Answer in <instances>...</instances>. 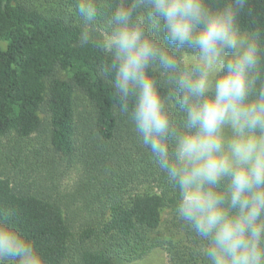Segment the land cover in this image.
<instances>
[{"label":"trees","instance_id":"16d2710c","mask_svg":"<svg viewBox=\"0 0 264 264\" xmlns=\"http://www.w3.org/2000/svg\"><path fill=\"white\" fill-rule=\"evenodd\" d=\"M118 3L99 0L97 33ZM70 5L0 0V219L33 240L47 264L132 263L155 249L170 264H201L203 242L175 214L178 188L134 128L135 98L115 94L109 57L81 46ZM238 21L264 52V0H247ZM150 71L172 96L160 70ZM168 111L182 126L178 106Z\"/></svg>","mask_w":264,"mask_h":264},{"label":"clouds","instance_id":"9594fccd","mask_svg":"<svg viewBox=\"0 0 264 264\" xmlns=\"http://www.w3.org/2000/svg\"><path fill=\"white\" fill-rule=\"evenodd\" d=\"M246 2L119 0L99 33V0L70 5L81 46L109 57L115 94L135 98L134 128L178 188L175 214L203 242L201 264H264V52L258 35L239 26ZM183 49L191 52L178 56ZM157 69L172 96L161 94ZM170 105L183 112L182 126ZM0 264L47 260L2 218Z\"/></svg>","mask_w":264,"mask_h":264},{"label":"rangeland","instance_id":"374dc122","mask_svg":"<svg viewBox=\"0 0 264 264\" xmlns=\"http://www.w3.org/2000/svg\"><path fill=\"white\" fill-rule=\"evenodd\" d=\"M68 179L72 180V176H70ZM67 185L70 184V181L66 182ZM169 218V215L167 213H164L163 215V223L161 225V231L166 232L168 224L167 220ZM167 238H170L169 235L166 234ZM118 264H170L169 258L167 253L162 249H155L152 252H150L144 259L127 263L124 260H120Z\"/></svg>","mask_w":264,"mask_h":264}]
</instances>
